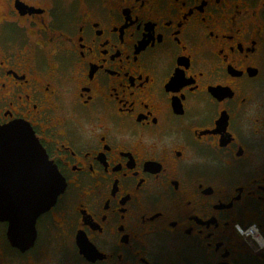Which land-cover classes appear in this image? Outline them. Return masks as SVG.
I'll return each instance as SVG.
<instances>
[{
	"label": "flooded vegetation",
	"instance_id": "obj_1",
	"mask_svg": "<svg viewBox=\"0 0 264 264\" xmlns=\"http://www.w3.org/2000/svg\"><path fill=\"white\" fill-rule=\"evenodd\" d=\"M16 121L65 189L0 264H264V0H0Z\"/></svg>",
	"mask_w": 264,
	"mask_h": 264
},
{
	"label": "water",
	"instance_id": "obj_2",
	"mask_svg": "<svg viewBox=\"0 0 264 264\" xmlns=\"http://www.w3.org/2000/svg\"><path fill=\"white\" fill-rule=\"evenodd\" d=\"M0 151H11L13 166L21 173L35 172L31 183L25 178L20 185L0 184V222H8L11 244L25 251L35 243L39 216L55 205L65 181L26 122L0 125ZM5 164L0 162V169Z\"/></svg>",
	"mask_w": 264,
	"mask_h": 264
},
{
	"label": "built area",
	"instance_id": "obj_3",
	"mask_svg": "<svg viewBox=\"0 0 264 264\" xmlns=\"http://www.w3.org/2000/svg\"><path fill=\"white\" fill-rule=\"evenodd\" d=\"M243 236H245L246 234L241 230ZM250 236L253 237V239L260 245L263 246L264 245V237L260 234V232L258 231V229H253L250 233Z\"/></svg>",
	"mask_w": 264,
	"mask_h": 264
},
{
	"label": "rangeland",
	"instance_id": "obj_4",
	"mask_svg": "<svg viewBox=\"0 0 264 264\" xmlns=\"http://www.w3.org/2000/svg\"><path fill=\"white\" fill-rule=\"evenodd\" d=\"M4 230V226L0 225V231Z\"/></svg>",
	"mask_w": 264,
	"mask_h": 264
}]
</instances>
